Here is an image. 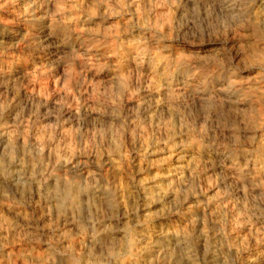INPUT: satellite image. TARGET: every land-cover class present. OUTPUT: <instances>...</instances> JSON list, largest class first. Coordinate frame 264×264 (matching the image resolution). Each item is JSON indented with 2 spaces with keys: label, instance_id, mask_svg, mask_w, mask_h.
Listing matches in <instances>:
<instances>
[{
  "label": "rangeland",
  "instance_id": "obj_1",
  "mask_svg": "<svg viewBox=\"0 0 264 264\" xmlns=\"http://www.w3.org/2000/svg\"><path fill=\"white\" fill-rule=\"evenodd\" d=\"M0 233V264H264V0H0Z\"/></svg>",
  "mask_w": 264,
  "mask_h": 264
},
{
  "label": "bare ground",
  "instance_id": "obj_2",
  "mask_svg": "<svg viewBox=\"0 0 264 264\" xmlns=\"http://www.w3.org/2000/svg\"><path fill=\"white\" fill-rule=\"evenodd\" d=\"M23 13V12H22ZM44 32V31H43ZM47 32V31H46ZM54 32V31H53ZM38 33V32H37ZM33 35H35V34H33ZM49 35V34H48ZM19 36V35H18ZM40 36V35H39ZM41 36H43V34L41 35ZM40 36V37H41ZM10 37H12V36H10ZM50 37V36H49ZM48 39V38H47ZM52 39V38H51ZM12 40V39H11ZM62 41V40H61ZM59 42V41H58ZM8 43V42H7ZM61 42H59L58 44H60ZM63 43V42H62ZM52 44H53V42H52ZM63 46V45H62ZM101 58V57H100ZM136 59V58H135ZM134 61H136V60H134ZM137 61H138V59H137ZM126 62V61H125ZM126 64V63H125ZM133 64V63H132ZM127 65V64H126ZM122 66H123V64H122ZM125 66V65H124ZM136 66V65H135ZM132 70V69H131ZM117 74L115 73V76H116ZM5 77V76H4ZM116 78V77H115ZM174 84V83H173ZM191 87V86H190ZM45 91V90H44ZM180 91V90H179ZM125 96V95H124ZM128 97V96H127ZM46 103V102H45ZM56 105V104H55ZM129 141V140H128ZM42 142V141H41ZM65 142V141H64ZM132 142V141H131ZM42 146V145H41ZM218 157V156H217ZM229 157V156H228ZM222 158V157H221ZM178 159H180V158H178ZM221 161V160H220ZM217 164H218V162H217ZM222 164V163H221ZM83 167V166H82ZM118 167V166H117ZM72 168V167H71ZM75 168V167H74ZM179 168V167H178ZM177 168V169H178ZM81 170V169H80ZM185 170V169H184ZM225 172H227V171H225ZM95 176V175H94ZM89 178V177H88ZM162 178V177H161ZM160 178V179H161ZM169 178V177H168ZM91 179H92V177H91ZM158 183V182H157ZM151 191V190H150ZM146 192V191H145ZM147 194L149 195V193L147 192ZM146 194V195H147ZM62 199H71V203H76V198L74 197V196H72V194H71V189H68L67 190V188L66 189H64L63 191H62ZM147 197V196H146ZM191 208V207H190ZM149 220V219H148ZM148 233V232H147ZM1 234V233H0ZM141 236V235H140ZM143 238V237H142ZM133 239V238H132ZM136 239V238H135ZM144 239V238H143ZM180 239V238H179ZM137 240V239H136ZM139 240V239H138ZM135 241V240H134ZM95 244V243H94ZM133 244H135V242H133ZM137 245V244H136ZM141 245H142V243H141ZM152 247V246H151ZM158 247V246H157ZM256 247V246H255ZM154 248V247H153ZM134 250V249H133ZM140 251V250H139ZM138 251V252H139ZM146 252V251H145ZM150 252V251H149ZM2 254V253H1ZM7 254V253H6ZM71 254V253H70ZM69 254V255H70ZM137 255V254H136ZM139 255V254H138ZM84 256V255H83ZM73 257V256H72ZM137 257V256H136ZM144 258V257H143ZM67 259V258H66ZM134 259V258H133ZM142 259V258H141ZM69 260V259H68ZM87 260V259H86ZM131 260V259H130ZM38 261H40V260H38ZM43 261V260H42ZM128 261V260H127ZM84 262V261H83ZM133 262V261H132ZM68 263V262H67ZM85 263H87L86 261H85ZM81 264V263H80ZM83 264V263H82ZM142 264V263H141ZM246 264H262V262H260V261H258V260H249L248 262H246Z\"/></svg>",
  "mask_w": 264,
  "mask_h": 264
}]
</instances>
